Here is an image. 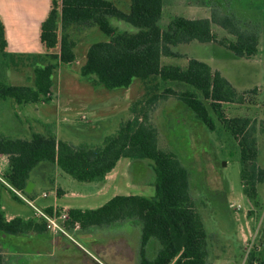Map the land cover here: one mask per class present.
<instances>
[{
	"label": "trees",
	"instance_id": "1",
	"mask_svg": "<svg viewBox=\"0 0 264 264\" xmlns=\"http://www.w3.org/2000/svg\"><path fill=\"white\" fill-rule=\"evenodd\" d=\"M162 11V0H129L128 12L110 0H50L39 29V40L45 50L41 54L9 52L0 18L2 63L17 66L26 61L34 74L32 86L0 81V106L7 107L9 102L17 105L48 102L55 69L74 60V33L85 26L97 27L108 40L89 45L80 67L81 76L93 77L109 90L128 88L136 78L146 89L144 97L134 102L127 110L128 116L123 118L112 116L92 124L56 125L23 117L26 128L22 124L11 133H0V155L7 158L2 179L32 200L34 193H26L24 189L33 179L42 177L50 188L56 172L78 183L101 182L121 158L149 159L155 174L153 197L115 195L95 209H68L66 228L73 232L136 217L141 226L138 264H211L207 231L190 194L189 171L173 152L159 147L157 128L149 113L173 96L184 104V111L212 130L213 120L204 104L209 101L210 109L237 141L242 190L250 202L254 201L257 184L264 180V168L257 163L255 127L250 125L249 118H226L218 101L240 100V94L205 61L192 57L180 67L164 64L162 58L180 57L174 48L181 44L213 41L212 23L234 37L226 47L239 57L250 58L257 53L258 36L254 30L243 28L218 12L206 18L174 16L163 25ZM111 17L136 30L118 29L111 25ZM9 191L19 199L10 188ZM56 191L60 194L61 189ZM75 222L79 225L75 226ZM30 230L46 229L42 222L20 217L6 220L0 202V237L26 234ZM4 249L0 240V264H7ZM248 264H264V244L257 256L249 258Z\"/></svg>",
	"mask_w": 264,
	"mask_h": 264
},
{
	"label": "rangeland",
	"instance_id": "2",
	"mask_svg": "<svg viewBox=\"0 0 264 264\" xmlns=\"http://www.w3.org/2000/svg\"><path fill=\"white\" fill-rule=\"evenodd\" d=\"M110 1L120 10L129 11V0ZM162 2L163 25L174 16L206 18L210 17L212 12H218L231 17L243 28L257 33V53L250 58L239 57L226 47L234 37L212 23L213 41L181 44L174 48L180 57H163L162 62L184 67L187 60L193 57L208 63L212 70H217L230 82L241 97L235 101L218 99L221 111L226 118L250 119V125L255 127L259 149L257 163L264 168V0ZM109 21L120 30H136L116 18L111 17ZM15 37L14 48L11 49H16V53L45 52L39 40V31L24 28ZM74 38L75 58L71 63L58 65L55 69L51 99L45 103L40 101L21 106L9 102L7 107L5 104L0 106V133H11L17 125L22 124L26 128L27 123L23 117H37L56 125L64 122L92 124L96 120L112 116L123 118L128 116V108L144 97L146 89L140 79H133L128 88L109 90L100 86L93 77L81 76L80 67L85 61L89 45L96 41H106L108 38L95 26L77 28ZM1 59L0 55V81L12 85H33V67L28 62L5 66ZM204 104L213 120L212 130L197 121L193 114L184 111V104L173 96H169L150 110V120L157 128L159 147L173 152L189 171L190 194L207 231L209 261L212 264H248L249 258L253 254L257 256L264 244V180L257 184L256 198L250 202L242 190L237 141L217 119L210 109L209 101H204ZM6 169L7 159L0 155V202L3 210L7 216L34 217L33 209L24 201L15 199L3 182ZM109 173L110 177L96 192L68 193L59 203L63 206L95 209L119 194L141 195L147 198L154 196L155 174L151 160L121 158ZM35 192L38 195L32 201L38 208L50 203L55 197V192L50 189L44 190L47 196L43 197L38 184ZM130 226V221L126 220L120 225H115L111 231L131 235L130 239L132 238L134 244L137 240V230ZM94 236L101 239L104 233L96 230ZM75 237L81 241L78 235ZM9 238V235L0 237L4 247L9 246V249L13 248L14 251L8 262L24 264V258L18 256L19 252L23 251L24 240L9 242ZM139 239L140 236L138 244ZM123 248L125 252L127 249Z\"/></svg>",
	"mask_w": 264,
	"mask_h": 264
},
{
	"label": "crops",
	"instance_id": "3",
	"mask_svg": "<svg viewBox=\"0 0 264 264\" xmlns=\"http://www.w3.org/2000/svg\"><path fill=\"white\" fill-rule=\"evenodd\" d=\"M49 3L50 0H0V17L5 28V38L7 41V50L9 52L16 53V49L11 48H14L13 41H15V36L18 32L22 31L24 28L39 31L40 24L47 15ZM8 48H10V50ZM33 119L42 121L37 117H33ZM43 122H45V120ZM109 177L110 173H108L101 182L78 183L66 175L62 174L59 176L58 172H56L53 187H47L44 179L39 177L37 180H32L34 186L31 192L34 193V200L38 195V193L35 192L37 184L41 187V193L44 192L45 189L53 190L55 192L54 199L50 203L43 205L42 208L51 209L55 206L58 210L68 211V209L79 207L63 206L60 204L59 202L63 199V196L68 193L78 194L84 191L90 193L96 192ZM57 188L61 189L60 194L57 193ZM4 215L6 220L20 217L23 220L40 222V220L33 216L28 218L13 215L7 216L5 211ZM126 220H129L130 225L134 227L133 229L137 230V240L134 244H132V238L130 239L131 235H124L121 231H111L115 225H120ZM139 224L136 217H131L129 219L114 221L108 225L91 226L86 229L75 230L71 232V234L76 242L61 234L46 230H30L26 234L10 236L9 242L24 240L23 251L18 254L19 257L24 258V264H138L139 244L137 242L140 236L139 229H141V226L138 228ZM96 230H100L104 233L101 239L94 236ZM75 235H78L81 241H79ZM123 247H126L125 249L128 251L126 250L123 252ZM3 253L5 254L7 264H10L8 260L13 256L12 254H14L13 249H9V246L5 247ZM99 256L102 259L99 258Z\"/></svg>",
	"mask_w": 264,
	"mask_h": 264
},
{
	"label": "built area",
	"instance_id": "4",
	"mask_svg": "<svg viewBox=\"0 0 264 264\" xmlns=\"http://www.w3.org/2000/svg\"><path fill=\"white\" fill-rule=\"evenodd\" d=\"M3 182L9 187L15 195L25 203H27L34 211V217L40 222L44 223L45 229L52 233L61 234L70 240L75 241L70 231L65 226L66 221L69 219L68 212L66 210H58L57 207L53 206L50 212H47L45 208H38L35 206L33 201L29 199L25 193L19 191L17 189L12 188L9 184H7L4 180ZM43 197L47 196V193H42ZM75 226L79 224L77 222L74 223Z\"/></svg>",
	"mask_w": 264,
	"mask_h": 264
},
{
	"label": "water",
	"instance_id": "5",
	"mask_svg": "<svg viewBox=\"0 0 264 264\" xmlns=\"http://www.w3.org/2000/svg\"><path fill=\"white\" fill-rule=\"evenodd\" d=\"M223 164H224V163H223ZM33 186H34V183H33L32 181H29V182L27 183V185H26L24 191H25L26 193H30L31 190H32V188H33Z\"/></svg>",
	"mask_w": 264,
	"mask_h": 264
},
{
	"label": "flooded vegetation",
	"instance_id": "6",
	"mask_svg": "<svg viewBox=\"0 0 264 264\" xmlns=\"http://www.w3.org/2000/svg\"><path fill=\"white\" fill-rule=\"evenodd\" d=\"M139 244H140V239H139ZM150 246V245H149Z\"/></svg>",
	"mask_w": 264,
	"mask_h": 264
}]
</instances>
